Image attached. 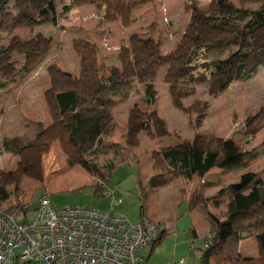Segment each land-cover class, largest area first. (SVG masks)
<instances>
[{"label":"rangeland","instance_id":"374dc122","mask_svg":"<svg viewBox=\"0 0 264 264\" xmlns=\"http://www.w3.org/2000/svg\"><path fill=\"white\" fill-rule=\"evenodd\" d=\"M3 1L13 8L14 3L24 0ZM209 1L154 0L138 7L144 12L141 10L138 14V10L131 30L127 29L131 27L125 28L118 22H107L103 9L84 5L64 11L59 1L58 26L26 20L24 28L0 32V82H8L6 88L0 89V188H4L9 195L3 201L0 194V211L26 203V214L33 217L38 213L40 199L49 195L55 208L80 205L124 215L132 224H138L144 203L138 181L141 179L148 194L149 212L157 220L153 221L158 223L160 233L166 231L151 257L148 259L152 247L140 250L142 257L148 259V264H169L180 258H185L189 264L201 263L200 248L205 247L203 239L190 246L194 222L192 211L188 209V199L194 191L201 192L204 188L203 196L210 199L203 206L212 212V216L204 212L203 218L207 216L214 223L225 220L234 187L247 184L254 176L262 180L259 191L264 198V127L256 131L252 125L245 124L246 118L264 105V64L259 66L252 80L234 81L228 88H223L224 72L237 66L239 56L235 53L240 48L230 45L225 49H211L206 59L200 60V63H210V68L204 70L199 67V71L206 74L203 80L192 85L194 92L182 99L184 109L174 104L164 80V69L156 79L159 93L152 106L145 101L144 85L136 83L130 88H123L115 99L119 100L123 94H128L129 98L114 107L112 113L116 127L113 135L105 139V142L111 141L118 147L86 156L106 172L110 164L116 166L105 180L107 187L115 191L114 196L98 193L91 185L96 178L82 165L70 168L59 141L31 143L52 124L45 99L51 86L48 66L57 64L74 74L80 72V58L73 49L75 38H94L97 41L102 74L108 76L113 64L120 62L119 52L122 46L130 44L132 33L153 36L160 42L162 51L168 53L174 49L189 22L210 23L216 18L215 14L185 9L186 5L202 6ZM233 2L243 10L264 9V1L244 5L238 0ZM238 18L241 23L249 20L243 18V13ZM248 39L253 46L264 42V25L254 30ZM219 60H224L222 68L215 69L212 63ZM212 72L215 74L212 75ZM27 104L31 110L26 109ZM153 110L168 131L162 138H151L143 125ZM200 115L203 117L200 118ZM196 136L213 138L221 144L226 139L244 143L249 138L250 142L245 144L248 153L238 160V164L212 170L204 180L198 177L190 181L183 178L163 180L162 174L159 175L161 170L154 168L152 152L181 146ZM15 137H19L24 145L15 151L7 150L4 140ZM250 155L255 157L248 166H242L243 162L249 161ZM154 174L155 180L149 182ZM208 182L214 184L209 186ZM190 189H194L191 195L188 194ZM118 200L122 202L116 204ZM238 253L242 259L261 255L254 238L241 241Z\"/></svg>","mask_w":264,"mask_h":264},{"label":"trees","instance_id":"16d2710c","mask_svg":"<svg viewBox=\"0 0 264 264\" xmlns=\"http://www.w3.org/2000/svg\"><path fill=\"white\" fill-rule=\"evenodd\" d=\"M59 1L63 4L64 11L84 5L103 9L107 22H118L126 28L134 23L135 9L154 0H24L14 3L13 8L0 0V32L24 28L26 20L58 26ZM238 1L244 5L264 0ZM189 8L204 14H215L216 18L210 23L189 22L174 49L168 53L162 51L160 42L155 38L132 33L129 37L130 44L122 46L119 52L120 67L113 66L108 76L102 74L97 44L85 37L75 38L73 49L80 58V72L74 74L57 64L48 66L51 86L45 99L52 115V124L30 143L59 141L67 155L68 166L74 168L82 165L96 178L91 185L98 193H102L101 182L108 179V173L116 166L110 164L106 172L86 156L99 151L116 150L118 147L111 141L105 142V139L113 135L116 127L112 113L114 107L129 98L128 94H123L119 100L115 99L123 88H130L136 83L144 85L145 101L152 106L159 93L156 79L164 69V80L169 86L173 102L177 108L184 109L182 99L194 92L192 85L203 80L202 77L206 74L199 71V67L204 70L210 68V63H200V60L206 59L211 49H225L230 45L240 48L235 53L239 56V61L234 69L224 72L222 87L228 88L234 81L252 80L259 66L264 64V42L253 46L248 38L254 30L264 25V9L243 10L233 0H210L202 6L193 3L185 6L186 10ZM240 13H243V18H249L246 23L237 21ZM223 62L224 60H219L212 64L215 69H220ZM215 73L212 72V75ZM7 86L8 82H0V89ZM245 124L260 131L264 127V105L254 115L247 117ZM143 125L153 139L168 134L165 123L154 110L143 121ZM248 142L249 138L244 143L226 139L221 144L213 138L196 136L192 141L186 140L181 146L154 150L151 158L154 168L161 170L163 180L183 178L190 181L194 177L203 178L214 168L238 164V160L248 153L245 149ZM3 145L7 150L15 151L24 143L19 137H15L5 139ZM254 157L250 155L249 161L243 162L242 166H248ZM154 180L155 176H152L150 181ZM138 181L144 200L141 206V219H144L147 192L142 180ZM261 184V178L254 176L247 184L234 187L227 205L226 221H219L212 231L203 236L205 247L200 248L203 251L200 264H210L211 261L215 264H264V198L259 191ZM0 194L3 201L9 198L2 187ZM209 199L203 196L202 190H195L188 200V209L193 211L207 204ZM192 233L197 238L194 228ZM247 238L257 241L261 254L259 257H240V242Z\"/></svg>","mask_w":264,"mask_h":264},{"label":"built area","instance_id":"2783aa9c","mask_svg":"<svg viewBox=\"0 0 264 264\" xmlns=\"http://www.w3.org/2000/svg\"><path fill=\"white\" fill-rule=\"evenodd\" d=\"M101 185L102 195L111 196L106 182ZM27 210L22 203L0 211V264H147L139 251L160 238L150 218L132 224L124 215L85 206L55 208L49 195L35 216ZM169 264L189 263L181 258Z\"/></svg>","mask_w":264,"mask_h":264},{"label":"crops","instance_id":"0c3cea01","mask_svg":"<svg viewBox=\"0 0 264 264\" xmlns=\"http://www.w3.org/2000/svg\"><path fill=\"white\" fill-rule=\"evenodd\" d=\"M138 8L137 9H135V12H134V19L136 18V14H137V12H138ZM142 10V9H141ZM141 10H139V12H138V14L139 13H141ZM143 11V10H142ZM144 12V11H143ZM120 24V23H119ZM127 29H129V30H131L132 29V27L131 28H127ZM184 33V31L182 32V34ZM131 34V33H130ZM181 34V35H182ZM130 37V36H129ZM150 37H153V36H150ZM154 38V37H153ZM92 40H94V42H96L97 43V41L94 39V38H91ZM99 46V45H98ZM120 62L117 64V63H115V64H113V66H117V67H120ZM27 103V101H25L24 102V104H26ZM32 104H33V101L31 102ZM23 104V103H22ZM31 107L30 106H28V104H27V106H26V109H28V110H31L30 109ZM214 169H217V168H214ZM214 169H212V170H214ZM218 169H221V168H218ZM212 170L209 172V173H211L212 172ZM208 173V174H209ZM161 174V172L159 173V175ZM207 174V175H208ZM206 175V176H207ZM154 176H155V174H154ZM206 176H204L203 178H201V180H204V178L206 177ZM89 177V176H88ZM90 178V180H92V178L91 177H89ZM195 178V177H194ZM193 178V179H194ZM192 179V180H193ZM199 179V178H198ZM149 182H150V180H149ZM207 184H209V186H211V185H213L214 183H207ZM203 190V192H204V188L202 189ZM194 191V189H190V191L188 192V194L189 195H191L192 194V192ZM116 193H115V191L114 190H112V195L111 196H114ZM148 195V194H147ZM105 196V195H104ZM190 197V196H189ZM189 200V199H188ZM202 207H203V209H204V211L202 210ZM111 212V211H110ZM204 212H205V215H207V214H209L210 216H212V212L209 210V209H206L205 208V206H203V205H201V206H199V207H197L195 210H193L192 211V217H193V222H194V229L196 230V233L198 234V236H197V238L196 237H194L193 236V233H192V236H193V239H196V242H198V241H200V239H203V236H205L208 232H210V231H212L216 226H217V223L219 222V220L218 221H216L215 223L210 219V218H208L207 216H205V218H203L204 216ZM146 217L147 218H150V219H152V220H154V221H156L157 222V220L150 214V212H149V209H148V206H147V211H146ZM142 220V219H141ZM220 221H222V222H225V220H220ZM157 225H158V223H157ZM160 231V230H159ZM161 235H160V238H159V240L162 238L163 239V237H164V235H166V231H164L163 233H160ZM162 241V240H161ZM157 246V245H156ZM264 248V247H263ZM156 249V247L154 248H152V250H151V253H150V255L148 256V259H149V257H151V255H152V252H154V250ZM203 252V251H202ZM145 259V258H144ZM148 259L146 260V262L148 261ZM181 259V258H180ZM175 260H179V259H174V260H172V261H175ZM171 261V262H172ZM147 264H148V262H147Z\"/></svg>","mask_w":264,"mask_h":264}]
</instances>
